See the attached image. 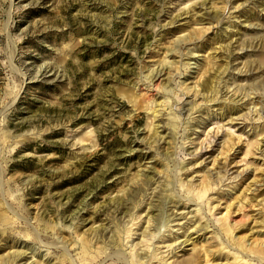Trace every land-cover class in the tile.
I'll use <instances>...</instances> for the list:
<instances>
[{"label": "rangeland", "instance_id": "rangeland-1", "mask_svg": "<svg viewBox=\"0 0 264 264\" xmlns=\"http://www.w3.org/2000/svg\"><path fill=\"white\" fill-rule=\"evenodd\" d=\"M165 56L170 75L145 80ZM206 82L217 101L181 93ZM163 85L174 95L152 120L146 108L160 100ZM193 100L199 110L189 115ZM219 105L234 108L232 115ZM151 122L159 124L156 142ZM202 183L211 190L197 200L186 188ZM136 189L137 211L123 196ZM161 195L168 196L166 229L156 237L148 207ZM262 199L264 0H0V203L12 223L0 236V257L32 245L30 231L36 253L17 264H54L63 256L64 264H85L74 228L94 229L108 242L118 223L131 229L126 247L108 246L92 264H132V254L156 250L166 257L194 239L170 264L202 246L220 248L221 218L235 238L263 240ZM202 227L208 229L194 234ZM236 252H216L208 264L231 262Z\"/></svg>", "mask_w": 264, "mask_h": 264}, {"label": "bare ground", "instance_id": "bare-ground-1", "mask_svg": "<svg viewBox=\"0 0 264 264\" xmlns=\"http://www.w3.org/2000/svg\"><path fill=\"white\" fill-rule=\"evenodd\" d=\"M204 6V3L202 4V6H199L201 7L200 11L202 10H205L203 8ZM205 7V6H204ZM203 8V9H202ZM208 10V9H206ZM206 15V14H205ZM211 20H215L217 21V14L214 13L212 16H209ZM202 21V20H201ZM200 21V22H201ZM187 39H189L187 37ZM185 39V40H187ZM179 40H182V39H179ZM184 42V40H183ZM170 52V51H169ZM166 56L163 57V60L160 62V70L158 71H154V74H151L150 76L148 75V77H145V80H149L150 79V82L153 80V79H157V78H160V76H163L161 75L165 70L168 71V76L170 75L171 71L167 70L169 68H167L169 66V62H167V60H165ZM215 59V58H214ZM191 60V59H190ZM216 60V59H215ZM197 60H195V63H196ZM171 63V62H170ZM157 65H159L157 63ZM171 65V64H170ZM189 65V64H188ZM177 69V68H176ZM164 70V71H163ZM227 70V68H226ZM178 71V69H177ZM169 78V77H168ZM217 79V77H216ZM168 80V79H167ZM213 80V79H212ZM215 80V79H214ZM169 81V80H168ZM169 85V82L167 83ZM214 84V83H213ZM184 85V84H183ZM168 88V89H167ZM181 93H183L186 97L187 95H189V93H191V97L192 99H196L200 96L201 94V97H204L205 95L207 94H214L213 98H211V102H214V101H217L216 98H214L217 94H218V91L217 89H214L213 87H210V82L209 83H205L202 85V88L201 90L199 91L198 90V86H184L183 89H181ZM173 89L166 87L163 85L162 89H161V92L163 93L162 96L159 98L160 100L158 102H154L155 103V106L154 107H147V111L150 112V117L152 118V120H156L158 118L159 115H161V111L159 109H162V108H166L168 107V103H167V96L168 94L170 93H173ZM182 94V95H183ZM128 96V98L130 99V103H135L136 101V95L133 94V93H129L127 92V94H125ZM174 95V93H173ZM207 98V97H206ZM209 98V97H208ZM203 99V98H202ZM205 99V98H204ZM151 100V99H150ZM208 101V100H207ZM152 102V101H151ZM202 102V101H201ZM210 102V101H209ZM208 104V103H207ZM224 105V104H223ZM188 108H186L185 112H188L189 115L190 113H195L199 110V107H198V104L193 100L191 101L188 105H187ZM165 109V110H166ZM226 109V110H225ZM224 109V106H221L219 105L218 106V110L221 112V114L223 115V113L226 112V115L227 116H231V112L233 113L234 111V108H225ZM174 115V114H173ZM163 116V115H162ZM158 123V121H156ZM165 125V124H164ZM163 125V126H164ZM148 126V124H147ZM146 126V127H147ZM159 124H157V126L154 125V123H150L149 124V127H151V130L150 131H153V134H152V139L153 141L152 142H156V138H161L160 135L158 134V127ZM167 126L169 128H171V131L173 134L175 133L176 131V128H177V122L175 120H172L170 121ZM166 126V127H167ZM149 129V128H148ZM152 133V132H150ZM156 151V150H155ZM228 154V153H227ZM163 161L165 159H162ZM162 162V161H161ZM165 167V165H163ZM165 172V171H164ZM167 173V172H166ZM139 175V174H138ZM169 176V175H168ZM167 174H166V178H168ZM139 177V176H138ZM148 179V180H147ZM136 180V179H134ZM151 180L150 177H147L145 180H144V184L147 186V184L149 183V181ZM137 181V180H136ZM134 182V181H132ZM169 182V181H168ZM255 182V181H254ZM135 183V182H134ZM194 188V187H193ZM187 191L188 192H192L194 193V197L197 199V200H202L204 198V196L206 195V193H208V191H210V187L208 185H206V183H202L201 186L198 188V190L196 191L195 189H192L191 185L187 186ZM124 192V193H123ZM123 196L126 197L125 201H128V202H132L130 207L132 206L133 209H137L138 208V204L135 203V200L137 199L138 195L140 194V189H136V190H132V191H127L125 192L123 190ZM165 195V194H164ZM157 200H158V203L155 204V203H149V214H151V218L148 217L147 220L150 221V219H153L155 222H156V225H154L155 227H153V233L157 236H159L163 229H164V221H165V213H164V210H163V207H164V204L163 202L166 200V198H168V196L166 195V198H162V195L159 197H156ZM115 199H111V202H113ZM190 200V199H189ZM192 200V199H191ZM190 200V201H191ZM237 200V199H236ZM118 201V200H117ZM122 202V200H120ZM139 201V200H138ZM238 201V200H237ZM171 202V201H170ZM262 202L264 203V199H262ZM135 203V204H133ZM183 203V202H182ZM174 206H176L178 203L175 202V203H172ZM198 206V204L196 205ZM131 207V208H132ZM147 209V211H148ZM128 208L125 210V212H127ZM137 211V210H136ZM263 211H264V207H263ZM148 215V214H147ZM135 216V215H134ZM131 220L132 221H135L137 218L133 216H130ZM227 221V218H221L218 220V227H219V230H220V233L223 237H225L226 241H222L221 242V239L218 240L219 243H218V246L220 248L216 249L214 252L212 251H209V248L208 247H200L199 250L196 251L195 254L191 255L189 258L187 259H182L180 261H177L175 259V261H173L172 263L170 264H208L209 263V257H213V255L216 253V252H222L228 248L230 249H233L235 251H237L236 253H232L231 254V257L230 259H232L231 262H228L227 260V257H224V260L225 262L223 264H249V260L247 257H250L252 256L253 257H256L258 260L260 261H264V239L263 240H257V241H250V243H247L249 241V239H246V237H237L235 238L234 237V231H235V227L230 225V223L226 222ZM114 222V221H113ZM130 222V221H128ZM169 222V221H168ZM149 223V222H148ZM167 223V222H166ZM263 227H264V219L261 220L260 222ZM11 223V219H10V216L8 215V212L7 210L2 206V204L0 203V236L2 237V235H4L5 233H7V226H10ZM155 224V223H154ZM135 224L133 223L131 225L134 226ZM137 225V224H136ZM114 226V229L111 231V237L109 239L108 242H106L105 240L103 239H98V235L97 233L94 231V229H90L89 232L87 233H80L79 230L77 228H74L73 230V235H75V240L72 244L73 246L77 245L78 247V250H79V254L77 255H80L81 257H79L81 259V263H85V264H92L94 263L96 260V258H99L100 255L104 254V252L106 251L107 247L108 246H112L113 248L115 249H121L122 246H124L122 244V240H123V235L126 234V233H130V227H127L124 228L117 223ZM124 226V225H123ZM45 230H50L52 233H58V230L56 228L55 225H49V224H46L44 226ZM200 227V226H199ZM9 228V227H8ZM128 228V229H127ZM194 228V227H193ZM166 229V228H165ZM165 229L163 232H165ZM208 229V227H202L200 229H195L196 232L194 234H198L199 232H202V231H206ZM143 230V229H142ZM145 230V229H144ZM110 231V230H109ZM26 232V231H25ZM72 232V231H71ZM126 232V233H125ZM132 232V231H131ZM142 232V231H141ZM151 232V231H150ZM32 233V232H31ZM152 233V234H153ZM71 234V233H70ZM71 234V235H72ZM110 234V233H109ZM146 234V233H144ZM154 234L153 235H150L152 237H154ZM163 234V233H162ZM205 234V232H203L201 234V236H203ZM25 235L27 237H30L31 239V242H32V245L31 244H28L26 245L25 247V250H21L20 252H17V253H13L12 255H7V257H0V264H17L19 261H20V258L22 255H24L26 252L29 251V253L32 255V257H34V254L36 253V249H35V244L33 243V239L35 238L34 235L30 234V231H27L25 233ZM72 235V236H73ZM128 235V234H127ZM183 235V234H182ZM57 236V235H56ZM129 236V235H128ZM185 236V235H184ZM183 236V237H184ZM74 237V236H73ZM142 237V236H141ZM147 237H148V233H147ZM181 237V236H180ZM100 238V236H99ZM128 238V237H127ZM199 238V237H197ZM264 238V237H263ZM29 239V240H30ZM214 239H218L215 237V234H212V237L210 238V240H214ZM197 240V239H196ZM205 240V238L203 239ZM6 242V241H5ZM70 242V243H71ZM190 242V243H194V239L192 238H186L183 242H181L177 248L175 249H171L172 251L168 252L166 257H163L161 256L158 251H149L151 253H149V255H139L138 253H134L132 254V257L134 258V262H131L132 264L133 263H136V264H166L170 259L174 258L176 256L177 253H179V250L180 252L183 251V248L185 246H187V243ZM207 242V241H206ZM70 245V244H69ZM136 246V245H135ZM72 247V246H71ZM70 247V248H71ZM126 246H124L125 248ZM195 247V246H194ZM168 248V247H167ZM179 249V250H178ZM178 250V251H177ZM134 251V250H133ZM119 252V251H118ZM124 252V249L123 251ZM131 252V251H130ZM193 252V251H192ZM230 252V250L228 251V253ZM124 254V253H122ZM171 254V255H170ZM76 255V256H77ZM120 255V253H119ZM160 255V256H159ZM170 255V257H169ZM189 255V254H188ZM121 256V255H120ZM246 257V259L248 260H244L243 258ZM46 256L45 255H41V259L43 260ZM78 258V259H79ZM130 258V257H129ZM251 258V259H252ZM65 260L66 258L63 256V259L60 260V262H54V264H64L65 263ZM46 260H43V263L44 264H49L51 261H47L45 262ZM79 262V263H80ZM130 264V263H128Z\"/></svg>", "mask_w": 264, "mask_h": 264}]
</instances>
